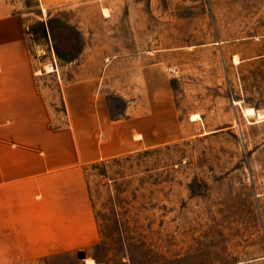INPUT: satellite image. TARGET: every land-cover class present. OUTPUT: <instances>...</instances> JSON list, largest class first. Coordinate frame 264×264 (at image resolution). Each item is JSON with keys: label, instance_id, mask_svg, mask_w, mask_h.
Instances as JSON below:
<instances>
[{"label": "rangeland", "instance_id": "rangeland-1", "mask_svg": "<svg viewBox=\"0 0 264 264\" xmlns=\"http://www.w3.org/2000/svg\"><path fill=\"white\" fill-rule=\"evenodd\" d=\"M48 1L0 0V29L29 51L52 146L69 95L139 146L85 165L93 245L10 264H264V0Z\"/></svg>", "mask_w": 264, "mask_h": 264}, {"label": "crops", "instance_id": "crops-1", "mask_svg": "<svg viewBox=\"0 0 264 264\" xmlns=\"http://www.w3.org/2000/svg\"><path fill=\"white\" fill-rule=\"evenodd\" d=\"M67 101L72 123L54 147L29 51L16 31L0 29V264L93 245L98 230L85 165L139 146L132 123L108 118L90 95L82 113L71 112L70 95Z\"/></svg>", "mask_w": 264, "mask_h": 264}, {"label": "bare ground", "instance_id": "bare-ground-1", "mask_svg": "<svg viewBox=\"0 0 264 264\" xmlns=\"http://www.w3.org/2000/svg\"><path fill=\"white\" fill-rule=\"evenodd\" d=\"M254 110V109H253ZM87 264H96L94 261H93V259H89L88 261H87Z\"/></svg>", "mask_w": 264, "mask_h": 264}]
</instances>
